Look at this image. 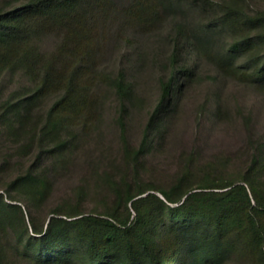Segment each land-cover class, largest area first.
I'll return each mask as SVG.
<instances>
[{"label":"trees","instance_id":"trees-1","mask_svg":"<svg viewBox=\"0 0 264 264\" xmlns=\"http://www.w3.org/2000/svg\"><path fill=\"white\" fill-rule=\"evenodd\" d=\"M167 19L169 33L156 37ZM122 46L135 58L115 69L106 57ZM146 59L160 96L132 143L130 71ZM206 61L219 92L227 76L264 89V9L248 0H0V264H264V144L239 178L199 173L196 149L172 178L144 176L187 126L182 108ZM112 95L117 154L103 137ZM223 109L219 94L214 122ZM71 172L76 198L47 205ZM94 191L103 210L86 211Z\"/></svg>","mask_w":264,"mask_h":264},{"label":"rangeland","instance_id":"rangeland-1","mask_svg":"<svg viewBox=\"0 0 264 264\" xmlns=\"http://www.w3.org/2000/svg\"><path fill=\"white\" fill-rule=\"evenodd\" d=\"M248 3L252 9H264V0H248ZM171 22L172 19L165 20L156 37L164 38L171 29ZM225 40L228 41L229 37L227 36ZM110 49L106 62L115 69L121 65V62L126 65L135 58L134 48L122 46L118 50L114 47ZM200 70V80L194 86L188 103L182 108L183 120L186 121L187 126L184 129L176 128L170 134L171 143L146 161L144 176L157 185L181 171L190 153L195 149L198 152L195 168L199 173L206 170L213 174L222 173L239 178L251 163L254 147L264 144V89L244 87L227 76L219 92L212 64L209 61L202 62ZM158 73L157 67L151 65L150 59H146L141 66L137 64L130 71L131 78L135 79V99L130 105L131 115L134 118L131 120L129 130L132 143L139 142L147 114L160 96ZM219 94L222 96L224 109L218 122H214L216 99ZM111 101L103 125V137L105 135V138L112 140L113 153L117 154L120 144L113 121L118 102L113 95ZM101 143L103 144V141ZM113 153L109 154L113 156ZM262 168L264 169V162ZM72 174L76 173L71 172L70 176L65 174L59 178L47 200V205L57 199L76 198L72 189L76 186L77 177ZM158 194L161 196L159 192ZM104 201L101 191H94L83 201V208L86 211L103 210ZM2 264L17 263L8 261ZM225 264H248V262L239 256H234Z\"/></svg>","mask_w":264,"mask_h":264}]
</instances>
